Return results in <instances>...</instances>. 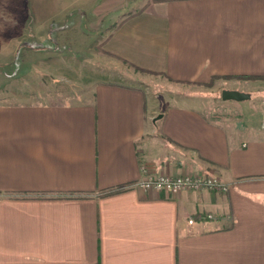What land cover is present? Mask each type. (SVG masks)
Returning <instances> with one entry per match:
<instances>
[{
  "label": "crops",
  "instance_id": "crops-1",
  "mask_svg": "<svg viewBox=\"0 0 264 264\" xmlns=\"http://www.w3.org/2000/svg\"><path fill=\"white\" fill-rule=\"evenodd\" d=\"M105 47L179 84L262 90L221 76H264V0L158 1ZM129 77L79 101L0 103V264H264V102L155 100ZM142 165L226 189L144 190Z\"/></svg>",
  "mask_w": 264,
  "mask_h": 264
},
{
  "label": "rangeland",
  "instance_id": "rangeland-1",
  "mask_svg": "<svg viewBox=\"0 0 264 264\" xmlns=\"http://www.w3.org/2000/svg\"><path fill=\"white\" fill-rule=\"evenodd\" d=\"M156 2L0 0V103L79 101L90 96L98 79L132 80L129 74H135L147 78L134 83L150 87L155 100L161 94L176 101L178 94L190 93L216 102L217 108L226 104L224 80L179 84L106 50L115 29ZM249 93L264 102V88Z\"/></svg>",
  "mask_w": 264,
  "mask_h": 264
},
{
  "label": "built area",
  "instance_id": "built-area-1",
  "mask_svg": "<svg viewBox=\"0 0 264 264\" xmlns=\"http://www.w3.org/2000/svg\"><path fill=\"white\" fill-rule=\"evenodd\" d=\"M141 169L146 175L143 179L136 182L135 185L144 190L154 189L175 194L184 190H194L200 188L214 189L218 191H224L226 189L225 184L220 182L217 178L208 175H154L148 173L144 165L141 166Z\"/></svg>",
  "mask_w": 264,
  "mask_h": 264
},
{
  "label": "trees",
  "instance_id": "trees-1",
  "mask_svg": "<svg viewBox=\"0 0 264 264\" xmlns=\"http://www.w3.org/2000/svg\"><path fill=\"white\" fill-rule=\"evenodd\" d=\"M155 1H164V0H154ZM141 12V10L139 11ZM137 12V13H139ZM119 59H122V58H119ZM124 60V59H122ZM125 61V60H124ZM133 67L137 68L138 70H141V71H146V72H151L150 70H146V69H143V68H140L136 65H133L131 64ZM217 77V76H216ZM222 78H225V79H229V78H237V79H245V80H254V79H264V76L263 75H253V74H241V75H223L221 76ZM214 77H212L213 79ZM121 188L118 187V188H113V189H109V190H106L104 193H110V192H114V191H117V190H120Z\"/></svg>",
  "mask_w": 264,
  "mask_h": 264
},
{
  "label": "water",
  "instance_id": "water-1",
  "mask_svg": "<svg viewBox=\"0 0 264 264\" xmlns=\"http://www.w3.org/2000/svg\"><path fill=\"white\" fill-rule=\"evenodd\" d=\"M249 94L245 93V92H241L238 90H234V89H223L221 91V98L223 100H244L249 98ZM161 116V114H159L158 116H156V118H159Z\"/></svg>",
  "mask_w": 264,
  "mask_h": 264
}]
</instances>
